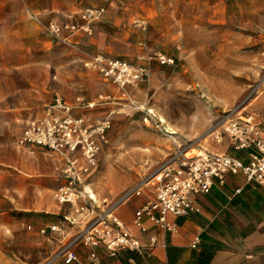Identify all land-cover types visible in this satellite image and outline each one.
Masks as SVG:
<instances>
[{
    "label": "rangeland",
    "instance_id": "1",
    "mask_svg": "<svg viewBox=\"0 0 264 264\" xmlns=\"http://www.w3.org/2000/svg\"><path fill=\"white\" fill-rule=\"evenodd\" d=\"M19 1L0 0V8L17 15ZM92 7L105 14L90 30L72 38L48 31L53 22L82 26L81 11ZM159 53L176 65H160ZM99 54L131 62L143 57L150 77L126 90L104 85L85 65ZM33 58L43 60L52 96L56 90L94 100L93 108L77 114L111 116L108 142L86 183L101 207H111L177 155L224 145L222 124L229 116L262 117L264 0H23V61ZM22 127L13 126L12 147ZM216 130L223 135L220 144ZM56 248L46 241L25 247L12 241L0 264H47Z\"/></svg>",
    "mask_w": 264,
    "mask_h": 264
},
{
    "label": "crops",
    "instance_id": "2",
    "mask_svg": "<svg viewBox=\"0 0 264 264\" xmlns=\"http://www.w3.org/2000/svg\"><path fill=\"white\" fill-rule=\"evenodd\" d=\"M19 7L14 11L17 15H13L11 9L0 8V242H4L0 246V259L9 257L6 244L12 241L23 242V247L31 241L36 244L46 241L57 247L46 263L63 264L58 259L60 251L85 223L74 215L70 205H59L52 199V194L62 184V163L58 157L22 147L19 141L28 125L43 116L45 107H42L55 96L70 104L77 99L87 103L94 100L81 96L68 98L56 90L52 96L46 88L43 60L23 61V0L19 1ZM88 111L85 109L83 114ZM109 114H113L112 111ZM259 116L262 117L256 121L264 129V113ZM19 122L23 127L12 147L13 126ZM224 142V145H212L210 151H205L248 160V152L232 150L227 137ZM153 192L152 187L147 186L140 196L134 195L111 206L115 207V214L126 230L140 241L142 249L120 251L111 257L101 248L98 253L101 264H264V186L230 175L225 185L216 183L210 194L194 198L197 211L191 216L169 215L172 231L164 233L146 220L148 233L145 234L135 226L134 218L136 211L154 198ZM73 216L76 225L69 228L66 225L65 233H41L44 228L61 224L64 217ZM11 231L14 234H9ZM151 236L157 238L153 249L149 248ZM197 236L201 242L193 249L192 243ZM78 252L88 264V251L80 248Z\"/></svg>",
    "mask_w": 264,
    "mask_h": 264
},
{
    "label": "built area",
    "instance_id": "3",
    "mask_svg": "<svg viewBox=\"0 0 264 264\" xmlns=\"http://www.w3.org/2000/svg\"><path fill=\"white\" fill-rule=\"evenodd\" d=\"M105 9L87 8L80 18L82 26L75 24L59 25L53 22L48 31L61 38L77 36L81 30H90L101 20ZM138 57L136 62L111 58L106 55H94L86 61V67L95 71L102 81L121 90L136 87L150 77L148 66ZM156 60L162 66L174 67V58L156 54ZM104 97H102L103 99ZM96 103H86L77 99L70 104L62 97H56L49 104L41 118L33 121L24 130L19 144L29 149H38L58 157L62 163V184L55 192L59 205H70L74 215L81 217L84 228L69 241L58 255L63 264H85L79 255V249L88 251V264H101L99 250L103 248L111 257L120 251H140V241L126 230L124 223L115 214V207H101L92 198L87 181L98 168V158L103 144L108 142L113 127L111 116L89 118L77 113L93 108ZM151 118V114H149ZM149 123V118H145ZM223 132L230 140L232 150L248 152L247 161L227 153H212L205 150L196 155L190 152L179 154L167 162L151 180L127 193L125 199L140 196L144 187L151 186L154 198L145 203L135 213L134 224L142 233H148L145 221H150L155 229L164 233L172 231L168 216L188 217L197 211L194 198L208 195L214 185H225L230 175L243 177L247 183L264 186V129L253 117L229 116L222 124ZM216 130L215 141L221 143L223 135ZM241 189L237 190L239 194ZM64 217L61 224L41 230L43 235L65 233V226L76 225V218ZM200 237H196L192 248L197 249ZM157 244L155 236L150 237L149 248Z\"/></svg>",
    "mask_w": 264,
    "mask_h": 264
},
{
    "label": "bare ground",
    "instance_id": "4",
    "mask_svg": "<svg viewBox=\"0 0 264 264\" xmlns=\"http://www.w3.org/2000/svg\"><path fill=\"white\" fill-rule=\"evenodd\" d=\"M90 194H91V192H90ZM91 196H92V198H93V197H95V195H94V194H93V195L91 194ZM94 199H95V198H94ZM95 201H96V199H95Z\"/></svg>",
    "mask_w": 264,
    "mask_h": 264
}]
</instances>
